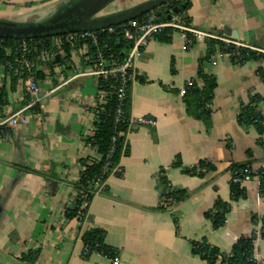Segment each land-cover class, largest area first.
Here are the masks:
<instances>
[{
	"label": "crops",
	"instance_id": "0c3cea01",
	"mask_svg": "<svg viewBox=\"0 0 264 264\" xmlns=\"http://www.w3.org/2000/svg\"><path fill=\"white\" fill-rule=\"evenodd\" d=\"M70 1L0 0V20L41 21ZM148 1L122 0V5L128 9ZM190 2L181 22L201 36L189 47L179 30L167 43L150 38L135 58L139 79L129 87V119L149 118L154 125L129 128L128 154L118 165L123 174L107 178L105 190L94 195L82 219H67L65 210L77 193L80 161L98 155L87 139L93 135L94 108L104 103L96 78L87 74L86 56L71 52L61 68L38 82V96L21 84L9 92L0 111V264H22L20 256L29 252L37 253L35 264H113V258L96 252L83 257L82 237L93 228L106 231L105 242L120 264H207L192 253L193 241L205 238L229 253L241 237L259 233L252 218H264L257 175L264 170V135L254 125L240 124L239 115L253 96L264 98L259 75L264 57L238 65L230 52L210 41L226 38L264 51V0ZM200 72L216 82L210 127L188 113L187 97L180 94L189 81L203 85ZM258 109L264 116V101ZM16 114L24 121L14 123L10 118ZM200 161L214 169L203 176L186 173ZM244 163L255 176L242 185L246 197L235 201L230 166ZM162 169L173 188L189 193L165 211L158 210ZM218 198L231 209L226 224L214 229L205 214ZM254 247L264 264L260 234Z\"/></svg>",
	"mask_w": 264,
	"mask_h": 264
},
{
	"label": "trees",
	"instance_id": "16d2710c",
	"mask_svg": "<svg viewBox=\"0 0 264 264\" xmlns=\"http://www.w3.org/2000/svg\"><path fill=\"white\" fill-rule=\"evenodd\" d=\"M191 7L190 0H173L169 2L167 6L161 7L165 12L166 10H173L177 15L182 17ZM156 14V11L150 12V14ZM157 15V14H156ZM158 16V15H157ZM140 16L139 19H142ZM160 20H168L167 15L163 14L158 16ZM184 21L185 19L182 18ZM175 31L174 28H165L159 34L154 35L152 38L160 42H170L172 33ZM60 34V33H58ZM50 37H41L37 39H28L27 42H47L50 46ZM109 46L114 55L122 60L128 49V45L125 40L119 35L108 37ZM196 39L191 35L187 34L186 47H189L194 43ZM20 40L15 38L0 39V66L5 65V79L0 84V111L8 104V94L10 91H16L19 84L23 85L26 78V74H21L17 68L16 56L14 54L15 45ZM219 43L224 51H228L232 54V60L236 64H242L249 59H259L264 57L263 55L257 54L246 48H237L236 46L230 45L225 47V43L210 41V44ZM11 50V52H10ZM238 55H235L238 53ZM71 55V50L66 48V58ZM8 62L11 66L8 65ZM63 62V61H62ZM259 75L264 81V71H259ZM46 76L38 71L36 73V79H45ZM199 78L202 79L203 85L200 87L197 83L188 90L187 94L184 95L187 103L188 113L197 119H202L210 127L211 119V104L214 99V90L216 88L215 80L204 75L202 72L199 73ZM139 79V78H138ZM9 83V84H8ZM99 91L103 90L110 93L104 103H98L94 108V130L93 135L87 139V144L93 148L100 156L101 160L97 161L94 159L86 158L81 160L82 171L78 181L75 183L76 196L74 198L71 207L65 210V217L67 219H82L87 215L89 204L92 201L94 195L97 192L105 190V186L102 190H98L93 187V181L98 177H101L104 182L112 174L113 169L119 165L122 156L128 154V147L125 144L126 135L129 131V110H130V92L128 90V98L124 105V115L119 122H116L117 112V98L114 94L117 81L115 79L97 81ZM26 92V91H25ZM264 98L255 95L251 98L248 104L242 106L239 122L242 125H254L258 133L264 135V116L259 111L258 105ZM210 105V107H208ZM115 138V141H114ZM260 144L264 146V139H260ZM111 154L109 159V166L107 172L102 174L105 159ZM176 166L180 165V158L177 157L175 162ZM250 165L244 164H232L230 171L232 177L241 176L245 168ZM214 169V166L208 161H200L197 166H193L186 170V173L190 175L203 176L207 170ZM166 170L162 169L158 174V183L161 189V204L158 210L165 211L175 205L184 202L189 193L185 190L173 188L169 181L165 177ZM260 180V193L264 196V170H261L258 174ZM118 176H121L118 174ZM231 196L232 199L237 201L241 198L246 197V191L242 185L232 182L231 180ZM231 206L218 198L214 203V209L208 211L205 216L212 221L214 229L223 227L227 221V213L230 211ZM252 222L254 225L262 224L260 236L264 238V218L260 220L253 216ZM176 225L178 224V218H175ZM258 234L253 233L249 237H241L237 243L233 246L231 252L226 253L221 251L219 248L211 245L205 238L201 241L192 242V253L199 255L207 264H250L249 257L254 255V241ZM106 231L100 228H93L85 232L82 239L84 243L83 257L88 258L92 253H100L105 256L114 258L117 252L105 242ZM37 253L29 252L20 256L22 264H35L37 261Z\"/></svg>",
	"mask_w": 264,
	"mask_h": 264
},
{
	"label": "built area",
	"instance_id": "2783aa9c",
	"mask_svg": "<svg viewBox=\"0 0 264 264\" xmlns=\"http://www.w3.org/2000/svg\"><path fill=\"white\" fill-rule=\"evenodd\" d=\"M168 11H170L169 14L171 15L170 19L167 18L168 20H160L156 14L148 13L143 15L142 19L138 17L116 26L56 34L50 37V46L44 41L27 42L28 40L26 39H18L20 42L15 45L14 54L16 56L18 70L21 74H26V78L22 85L23 89L31 96H38L40 87L36 79V73L41 71L47 77L52 74L53 69L61 68L62 61L66 58L67 47L74 53L82 51L87 58L88 75L96 78L97 81L99 79H115L117 81V85L113 92L118 102L115 120L119 122L124 115V105L128 98L129 87L139 78L138 72L134 69L133 62L135 58L141 54L147 41L168 27L182 31L186 35V38L187 34H191L196 40L201 36L200 32L182 23L180 16L174 13L173 10L169 9ZM115 35L122 37L128 45V49L122 60L114 55L109 46L108 37ZM219 39L225 43L226 48L233 45L237 48L249 49L257 54H264V51L261 49L248 46L238 41L226 38ZM238 54L239 52L235 55ZM57 57H59L58 62L56 61ZM8 65L11 66L9 62ZM5 69V65L0 66V84L6 78ZM195 84L196 82L189 81L185 87L181 88L180 94L183 96L186 95L188 90ZM109 94L110 93L101 90L99 99L105 102ZM208 107H210V105H208ZM17 115L18 114L12 116L10 119H12L14 123L23 122L24 119H18ZM135 125H154V120L139 118L136 121L129 122L130 127ZM110 158L111 154L105 159L106 162L103 166L102 174L107 172ZM94 160L99 161L101 158L97 155ZM112 174L122 175L123 170L119 166H116ZM254 176L252 170L247 167L243 170L241 176L232 177L231 180L234 183L243 185L254 179ZM104 186L105 182L101 177L93 181V187L98 190H102ZM259 225L260 233L262 224L259 223ZM249 262L250 264H260L255 255L249 257ZM113 264H120L118 255L113 258Z\"/></svg>",
	"mask_w": 264,
	"mask_h": 264
},
{
	"label": "water",
	"instance_id": "95a60500",
	"mask_svg": "<svg viewBox=\"0 0 264 264\" xmlns=\"http://www.w3.org/2000/svg\"><path fill=\"white\" fill-rule=\"evenodd\" d=\"M173 0H150L138 6L125 9L122 12L106 16H98L111 0H80L77 4L61 12L58 10L49 18L34 22H11L0 20V39H37L51 37L58 33L88 31L97 28H107L136 19L140 16L156 11L158 16L167 15L170 19V11L165 12L161 7ZM175 12V11H174ZM56 61H59L57 57ZM57 182H53L56 188Z\"/></svg>",
	"mask_w": 264,
	"mask_h": 264
},
{
	"label": "rangeland",
	"instance_id": "374dc122",
	"mask_svg": "<svg viewBox=\"0 0 264 264\" xmlns=\"http://www.w3.org/2000/svg\"><path fill=\"white\" fill-rule=\"evenodd\" d=\"M79 1L80 0H71L64 6V8L61 9V12L65 11L69 7L74 6ZM123 7L122 0H111V2L108 3V5L98 13V16H106L117 12H122L125 10Z\"/></svg>",
	"mask_w": 264,
	"mask_h": 264
}]
</instances>
